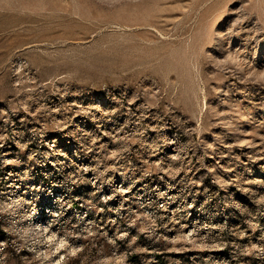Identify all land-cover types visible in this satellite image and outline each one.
<instances>
[{
    "label": "rangeland",
    "instance_id": "374dc122",
    "mask_svg": "<svg viewBox=\"0 0 264 264\" xmlns=\"http://www.w3.org/2000/svg\"><path fill=\"white\" fill-rule=\"evenodd\" d=\"M0 264H264V0H0Z\"/></svg>",
    "mask_w": 264,
    "mask_h": 264
},
{
    "label": "bare ground",
    "instance_id": "6f19581e",
    "mask_svg": "<svg viewBox=\"0 0 264 264\" xmlns=\"http://www.w3.org/2000/svg\"><path fill=\"white\" fill-rule=\"evenodd\" d=\"M34 226H35V228L33 227L34 230H37V229H40V226H41V225H40L38 222H35V223H34ZM43 229L46 231V225H45V226L43 225ZM37 233H38V232H37Z\"/></svg>",
    "mask_w": 264,
    "mask_h": 264
}]
</instances>
